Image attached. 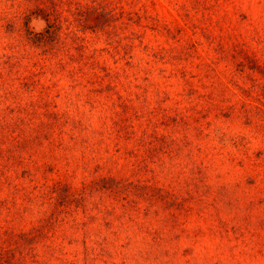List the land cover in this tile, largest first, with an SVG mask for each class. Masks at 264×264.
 Instances as JSON below:
<instances>
[{
  "label": "rangeland",
  "instance_id": "obj_1",
  "mask_svg": "<svg viewBox=\"0 0 264 264\" xmlns=\"http://www.w3.org/2000/svg\"><path fill=\"white\" fill-rule=\"evenodd\" d=\"M0 264H264V0H0Z\"/></svg>",
  "mask_w": 264,
  "mask_h": 264
}]
</instances>
